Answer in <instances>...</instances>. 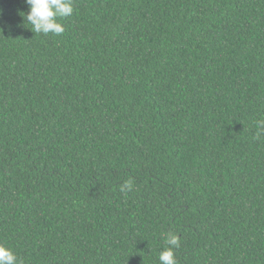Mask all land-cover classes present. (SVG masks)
<instances>
[{
	"label": "trees",
	"instance_id": "1",
	"mask_svg": "<svg viewBox=\"0 0 264 264\" xmlns=\"http://www.w3.org/2000/svg\"><path fill=\"white\" fill-rule=\"evenodd\" d=\"M0 0V245L17 264H264V0ZM131 182V191L121 187Z\"/></svg>",
	"mask_w": 264,
	"mask_h": 264
},
{
	"label": "clouds",
	"instance_id": "2",
	"mask_svg": "<svg viewBox=\"0 0 264 264\" xmlns=\"http://www.w3.org/2000/svg\"><path fill=\"white\" fill-rule=\"evenodd\" d=\"M24 2L29 6L25 19L32 26V32L44 35L64 33L65 29L58 21L73 14L72 0H24ZM258 127L264 132V120L258 121ZM131 187V182H125L121 191L125 189L131 191ZM166 243L169 247L159 254L160 264H177L173 249L180 247V237L168 233ZM0 264H17V257L13 251L2 245H0Z\"/></svg>",
	"mask_w": 264,
	"mask_h": 264
}]
</instances>
